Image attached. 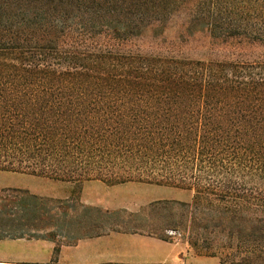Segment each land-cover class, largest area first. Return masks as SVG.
I'll list each match as a JSON object with an SVG mask.
<instances>
[{
	"label": "trees",
	"instance_id": "trees-1",
	"mask_svg": "<svg viewBox=\"0 0 264 264\" xmlns=\"http://www.w3.org/2000/svg\"><path fill=\"white\" fill-rule=\"evenodd\" d=\"M259 48L264 0H0V171L191 193L132 234L264 264ZM67 210L1 191L0 241L57 240L45 232L73 226Z\"/></svg>",
	"mask_w": 264,
	"mask_h": 264
},
{
	"label": "rangeland",
	"instance_id": "rangeland-1",
	"mask_svg": "<svg viewBox=\"0 0 264 264\" xmlns=\"http://www.w3.org/2000/svg\"><path fill=\"white\" fill-rule=\"evenodd\" d=\"M149 41L145 40L140 42L145 46L143 49L146 51L149 50L148 46L152 45ZM207 42L208 41H206V44ZM262 51H264V48L252 49L254 54H258ZM193 55L197 57L198 54ZM92 182L102 185V182ZM86 183L88 182L63 183L29 175L0 171V187H11L2 189L0 192L8 189L20 188V190L28 191L32 195L51 199L53 201H61L66 207L75 209V211L67 210L69 218L66 221L73 222V226L68 225L69 227L66 226L63 228H47L45 235L56 233V235L59 236L57 240L24 239L17 244L11 243V241L17 240H3L6 244L0 246V262L32 264L33 262H40L45 259L49 262L47 264H50L52 260L58 261L59 264L64 263L63 261L69 262L73 260V257L68 259L65 258L60 262L61 253L58 252L57 249L59 248L61 250L63 246H68L69 244H71L70 246L77 245L80 241L73 243V240L64 239L62 237L69 235L71 237H77L97 233L112 236V239L108 242L109 244L104 245L106 248H109L103 250L100 255L95 252L91 254L78 253L77 259L86 258L92 259L93 261H96L98 258L129 259L135 252V248L132 249L131 247L140 245V242L122 238V236L125 235H133L132 227L127 225L130 220L140 221L147 218H157V211L149 209V206L159 201L177 200L189 203L192 200V194L188 192L140 183L122 190H116L113 188L114 186L103 183L107 187L105 190H92L91 194H86L84 193ZM158 194L160 200L150 202L151 199L154 198V196H158ZM64 222L65 218L61 217L60 224L64 226ZM79 222L82 226L77 224ZM40 241L52 243L53 252L48 253V250L42 246ZM168 244V250H162L164 255L171 257V262L167 264H219L218 259L196 257L188 252L187 244L182 242L179 238ZM173 249H175V251H173ZM113 252L116 253L115 256Z\"/></svg>",
	"mask_w": 264,
	"mask_h": 264
},
{
	"label": "crops",
	"instance_id": "crops-1",
	"mask_svg": "<svg viewBox=\"0 0 264 264\" xmlns=\"http://www.w3.org/2000/svg\"><path fill=\"white\" fill-rule=\"evenodd\" d=\"M133 185L136 186L137 183L122 184V185L114 186L113 188H115L116 190H122L125 188L126 189L130 188L129 186H133ZM6 188H11V187H0V190L6 189ZM105 188L107 187L103 183L102 185H100L99 183L88 182L85 184L84 193L91 194L92 190L102 191V190H105ZM147 188H152V187H147ZM14 189H20V188H14ZM158 200H160L159 194L158 196H154V198H152L150 202H155ZM122 238L126 240H130V241L133 240V241L140 242L139 246L131 247L132 249L135 248V252H134V255H132V257L129 259L120 260V259H114V258L113 259L98 258L96 261H93L92 259H86V258L77 259V256L81 253L91 254L95 252V253H98V255H100V253L103 250H107L109 247L106 248V246L104 245L109 244L108 242L112 239V236L103 235L98 238L82 240L77 245L63 246L60 250V253H61L60 262H62L63 259L65 258L68 259L70 257H73L72 261H69V262L63 261L64 263L62 264H167L171 262L170 261L171 257L164 255L162 252L163 249L166 250L168 248L167 246H169V244L166 242H162L156 238L139 235V234L125 235V236H122ZM21 241L22 240L11 241V243L17 244L18 242H21ZM28 242H33V241H28ZM34 242H38V241H34ZM40 242L42 246L46 248V250H48V253L53 252L52 243L47 242V241H40ZM2 244H6V243H4V241H1L0 246H2ZM173 251H175V249H173ZM113 255L115 256L116 253L113 252ZM14 263L17 264V262H14ZM47 263L49 262L46 261L45 259L40 262H33L32 264H47Z\"/></svg>",
	"mask_w": 264,
	"mask_h": 264
}]
</instances>
